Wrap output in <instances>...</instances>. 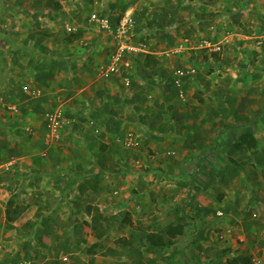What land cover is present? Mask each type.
Segmentation results:
<instances>
[{"label": "crops", "instance_id": "obj_1", "mask_svg": "<svg viewBox=\"0 0 264 264\" xmlns=\"http://www.w3.org/2000/svg\"><path fill=\"white\" fill-rule=\"evenodd\" d=\"M22 1L30 4L32 0ZM185 1L156 0L152 5L148 0H143L141 5L136 3L128 6L125 11L110 12L113 15L110 18L106 14L103 17L109 20L112 29H114L124 18L128 17L136 22L138 18L145 21L150 16L154 18L157 16L155 22H159L162 14L157 12H169L170 18H167V15L165 18L162 17L164 21L166 20L168 23L171 21L173 24L172 18L177 17L176 14L174 16V12H180L176 11L175 4L186 10L183 12H200L196 17L198 25L202 26L200 29L208 27L205 33L214 34L213 38L223 45V50L217 52V59L212 61L213 66L211 67L214 70L211 71V74L208 76L201 74L203 76L199 85L203 94L199 92L201 98L196 100L195 106L189 105L190 97L184 98L180 91H177L171 98V104L165 110L156 108L150 102L147 104L146 100L144 101L145 98H140L139 104H134L135 110L129 108L122 114L127 116V119H122L123 117H120L122 108L118 107L119 104L122 105L120 99L127 100V104L130 100L129 96L126 97L125 91L116 90V87L117 82H121L122 86H125V81L130 80L129 74L131 78L134 77L132 70L130 71L127 67L129 74L121 72L120 75L112 79L98 77L95 81V86H97L95 90L92 83H87L84 87L76 90L70 87L62 88L64 90L58 88L56 91L47 87L49 82L42 83L49 72L53 76L56 75L57 70L64 72L65 68H75L76 63L88 60L93 41L81 39L82 35H80L79 38L69 42H60L57 37V40L52 41L43 40L44 38L40 37L39 41L41 42L30 39V43L16 44L11 41L6 45H0V114H2L3 108L7 110L8 107L9 109V112L3 116L5 122L2 121V115L0 116V124L13 123V126L20 124L21 127L32 130L36 134L42 131L44 138L43 130L46 128L44 112L47 108H45V103L51 92L56 96L54 100L58 101V105L52 111L48 109V113L54 112L59 108V104L63 106L66 101L73 100L75 103L81 104L82 95L85 96V101L96 100L97 105L90 102L93 106H89L86 111L78 110L79 115L72 118L74 123L71 127L84 131V134H75L69 154L64 152L66 156L64 159L71 160L70 164L74 163L78 169V172L71 173V177H74L73 184L82 181L77 184L78 187L75 184L81 194L84 192L98 194L99 190L95 189V186H91L92 183L89 184L90 187L83 188L81 185L88 183L87 180H96V176L103 178L107 176L106 179L114 183L115 189L110 194L118 198L117 201H121L119 199H121L122 191H125L124 200L120 204L112 205L113 213L129 212L131 221L136 224L142 221L147 212L146 216L152 217L153 225L150 229H145V234L148 231H160L166 224L176 221L178 209H181V213L184 212L183 209H187L185 212L188 214V208L193 207L208 212L214 206L215 211L225 209L231 215L239 216L238 218L257 215L255 206L264 210V192L259 197L255 196L256 188L259 186L256 184V177L264 171V166H259L262 168L260 169L254 165L256 157H262L259 159L262 162L264 160V142L260 140L261 137L258 138L257 132V129L263 128V126L259 125L260 122L255 124L251 121L254 113L264 111V0H240L239 6L236 4L237 0H199L197 11L184 4ZM60 2L64 3L63 0ZM72 2L75 3V1ZM74 3L71 5L73 10ZM160 4L164 6L161 7ZM133 9H139L137 11L143 13L133 16L137 13L131 12L134 11ZM16 14L23 17L26 15L30 19L40 17L41 20L43 16L45 21L54 23L50 12L46 14L40 12L37 15V13L23 11L16 12ZM16 14H13V17L17 23H13L11 26H15L18 33H22L19 32L20 30H23V33L27 32L28 38L35 37L33 29L30 28L31 25L22 24L21 19L16 18ZM187 15H184L185 19L186 17L190 18ZM88 16L86 15L84 18L87 19ZM63 17L65 16L60 15V20L55 22L57 26L54 31L57 32L60 29L59 26L64 28L65 23L68 22ZM115 18L117 20L114 23ZM6 22L3 21V23ZM188 23L187 20L186 24ZM41 26L45 28L46 24L43 22ZM0 27L6 28L4 24H1ZM170 27L172 26L169 25L168 28ZM90 28L93 27H84L82 32L84 31L86 35L87 32H90L88 30ZM258 32L260 33L257 34ZM136 33H141V31H138L137 26H133L130 32H127L123 37L130 38L129 34L135 36ZM143 33L144 31L141 35H144ZM170 34L173 35V32L170 31ZM144 38V43L133 42L140 47L141 52L138 56L141 58L139 64L144 69L142 73L154 75L157 74V71L164 72L165 63L174 64L173 54L170 59H166L162 54V47L166 49L167 45L163 42L156 45L152 37ZM259 40L263 41L261 45L258 44ZM204 42L208 43L207 40ZM175 44L176 42L172 40L166 53L173 52L172 48L178 51L182 50L183 53H178V55L181 54V63H186L187 59L185 58L188 57L189 52L185 51L187 52L185 54L183 50L188 47L185 44H180L179 48H177L178 46L171 47ZM52 52L58 54L60 58L55 59L54 62L50 60V65L46 66L48 63L47 54ZM61 53H64L65 56H60ZM148 54L158 60L156 64L149 67L146 65V55ZM202 60L205 63L209 58L204 56ZM102 62L100 61V63ZM84 68L85 72H83L86 76H91L94 73L89 67ZM76 73L80 72L77 70ZM79 76H81L80 79ZM56 77L60 76L56 75ZM51 78L49 80L54 81V78ZM74 78L78 80L76 83L87 79L81 73L75 74ZM4 84L5 87H3ZM34 84H37L39 88L38 86L32 87L35 86ZM28 85L30 89L33 88V97L30 96L31 90L28 89ZM56 85L59 87L58 83ZM187 88L188 86L185 91L189 96ZM39 89L42 90V94L37 96V92H40ZM2 90L7 93L5 94ZM191 99L194 98L191 97ZM112 103L114 105H111ZM105 106L106 108H104ZM261 106L263 110H261ZM39 110L42 112L39 113ZM41 113L43 118L40 117ZM98 115L103 118L104 116L112 117L111 121L113 119L123 121L111 125L109 124L110 119H97ZM131 117L136 122L131 121ZM260 117H264V115ZM122 122H130L131 126L128 130L131 132L129 133H136L142 142L140 147L128 151L127 154L124 153V146L121 144L122 138L113 136L117 135L114 134L116 130L113 132L111 130V134L106 137H99L98 134H95V131L100 129L101 132H106V129L112 126L118 129ZM81 123L85 126H82ZM243 132L255 134L258 138L256 147H248L243 143L238 144L239 137ZM39 138L42 137L36 136L37 144H39ZM98 145L102 149H99ZM37 150L34 149L29 157L39 155L40 151ZM98 150H104L102 156L97 153ZM58 156L52 155L49 159L57 163L55 168L65 163ZM108 158L121 165V167L118 166L119 171H107L106 164H100L99 160H108ZM33 159L41 160V156H34ZM83 164H92L93 171H86ZM132 164L137 168L132 167ZM89 176L93 178H89ZM260 180L264 182V175H261ZM115 190L118 191L117 194H115ZM103 191H105V196L109 194V190ZM244 194H247L248 197ZM179 202L184 203L178 206ZM201 213L198 214L202 215ZM142 216L143 218H141ZM259 217L264 218V215L260 213Z\"/></svg>", "mask_w": 264, "mask_h": 264}, {"label": "rangeland", "instance_id": "obj_2", "mask_svg": "<svg viewBox=\"0 0 264 264\" xmlns=\"http://www.w3.org/2000/svg\"><path fill=\"white\" fill-rule=\"evenodd\" d=\"M63 1L64 3L62 4L60 0H46L45 2L44 0H32L29 4L27 2L24 3L22 0H0V25L4 24L7 28L0 27V45H6L7 42L11 41H14L16 44H22L23 42L30 43V39H32V41H39L40 37L44 38L43 40L49 39L52 41L58 39L60 42H69V36L72 32L70 33L65 30V27L63 28L60 26L57 32L54 31L55 26H57L55 22L60 20V15H63L65 16L63 19L78 26L74 33L80 31L82 35L81 39L93 41V47L90 50L91 55L88 60L76 63L75 68L69 69V67H67L64 72L57 70L56 75L60 76L58 78L56 75L51 76L50 72L49 74L45 71L48 74L44 77V82L42 81V83L47 84L49 82V86L47 87L52 88L53 91H56L58 88L64 90L62 88L68 89L70 87L76 90L82 88V86L84 87L87 83H92L93 89L95 90L97 87L95 86V81L100 77L99 72L100 66L103 64L102 61H108V58H110L109 56H111L117 48V46L115 47L113 45H117L116 42H118V39H114V34H112L110 30H100V26L96 23H92L93 21L90 20V15L93 12H97L101 17L106 14L110 18L113 16L110 12H121L124 4L127 3L130 6L139 3V5H141L143 0ZM72 1H75V3ZM148 1L153 5L156 0ZM72 3H74V10L71 8ZM198 3L199 0H186L184 2V4L188 5L190 9L192 8L194 11L198 9ZM208 4L207 2V5ZM236 4L239 6L241 4L240 0H237ZM159 6L162 7L164 5L160 4ZM167 6H169V4H167ZM175 7L176 11L179 10L180 12H174V16L176 14L177 17L172 18L173 24L171 21L168 23L166 20H163V17L165 18L166 15L167 18H170L171 15L169 12H157L163 16L160 17L161 20L159 22H155L157 16L155 18L150 16L148 20L143 18L145 21H141V19L138 18L136 21L137 24L133 26H137L138 31H141V33H136L135 36L129 34L130 38H128V36L121 38L122 41H128V44H133V42L144 43V37H147L146 39L152 37L156 45L163 42L167 45V48H170L169 45H171L172 40H174L176 44L171 47L178 46L177 48H179L180 44H185L188 48L183 51L185 54H187L185 51L189 52V55H187L188 57L185 58L187 59L186 63H181V54L178 55V53H183L182 50L178 51L172 48L174 49L173 52L170 51V54H167V48L164 49V47H162L163 56L166 59H170L173 54L174 57L172 58H175V61L174 64H171V62L165 63L164 68L166 69L163 68L164 72L157 71V74L154 75L142 73L144 69L142 68L143 66L139 64L141 58L138 56L141 51L131 54L125 52L123 55L124 57L122 56V61L127 60L129 65L123 66L121 72L122 74H124V72L129 74L128 68L130 71L132 70L134 77L131 78L129 74L130 80L125 81V86H122L121 82H117L116 90L125 91L126 97L128 98L129 96L130 100L127 104V100L120 99L122 105L119 104L120 106L118 105V107L122 108L120 116L123 117L122 119H127V116L122 114L129 108L135 110L134 104L138 105L140 98H145L144 101L146 100L145 103L147 104L150 102V104L156 106V108L165 110V108L171 104V98L175 96V92L177 91H180V94H182L184 98L190 97V106H195L196 100H200L201 96L199 92L203 94L199 85L201 77L203 76H201V74L203 73L208 76L211 74V71L214 70L211 67L213 66L212 61L217 59L218 53L214 51L212 46L218 43V41L216 42V38H213L212 35L214 34L205 33L208 27H204L202 30L200 29L202 26L198 25L196 19L197 14H200V12H183L184 9H182V7L176 4ZM133 10L134 11L131 12H137L133 14V16L143 13L137 11L139 9ZM23 11L37 13V15H39L38 13L40 12L45 14L50 12L54 23L45 21L43 16L41 20L40 17H37V19H30L26 15L23 17L16 14V12ZM72 12L79 13L73 14ZM13 14H16V18L21 19L23 22L22 24L31 25L30 28L33 29L32 31L35 37L28 38L29 35H26L27 32L23 33V30H20L19 32L22 33H18L15 26H11V24L17 23ZM86 15L88 16L87 19L84 18ZM122 15L124 16V14ZM184 15L189 16L191 19L188 17L185 19ZM72 17L73 19H71ZM116 20L117 18H115L114 23ZM187 20L189 22L188 24H186ZM3 21L7 22L3 23ZM43 22L46 24L45 28L41 26ZM169 25L172 27L168 28ZM87 26H92L93 28L88 29L90 32H87L85 35L82 30ZM44 29H46V31H43ZM143 31L144 35H141ZM170 31L173 32V35L170 34ZM259 33L260 32L257 34ZM9 37H11V39H9ZM205 40H207L210 45L206 44L204 42ZM207 45L210 47H207ZM60 56L65 55L61 53ZM204 56L209 58L211 62L208 60V63L206 60L204 63L202 60ZM46 58L48 60L46 66H48L51 61L54 62L55 59L60 57L58 54L52 52L48 53ZM100 61L102 63H100ZM84 67H89L94 73L91 76H86ZM178 67L186 69L194 67L197 71L193 77L189 76V78L184 80L181 90L176 88L173 82V72ZM77 70L87 79H83L81 82L79 81V83H76L78 80H75V74H80L76 73ZM117 76L118 75H114L109 78L100 77V79H112ZM51 77L54 78V81L49 80L52 79ZM80 77L81 76H79V79ZM84 81L85 83H83ZM57 83L59 87H57ZM5 86L4 84L3 87ZM37 86L36 84L32 87L36 88ZM187 86L189 96L186 95L185 91ZM29 87L28 85V89L31 90L30 96L33 97V88L30 89ZM2 91L5 94L7 93V91ZM39 91L40 92H37V96L42 94V90L39 89ZM55 97L54 93L51 92L46 98L45 108H47L44 112V121L46 125L45 130H43L44 138L42 131L36 134L34 131L32 132V130L21 127L20 124H15L14 126L13 123L0 124V264H73L74 260L78 257L84 259L86 262L88 261V264H123L124 262L131 264L135 258L128 254V249L130 247H121L120 241L123 237H130L133 235L136 236V242L133 243V246L139 247L140 244L137 241L140 237H145L144 231L152 227L153 219L151 216L147 217L146 212L144 218L143 216L141 217L143 218L142 221L137 219L139 222L136 224L134 222L125 224L121 222V219L124 218V211L116 214L117 216L119 215L118 219L115 218V214L113 213L114 210H112L111 207L113 204H120L122 200H124L125 191H122L121 199H119L121 201H117L118 198L110 194L114 191L115 186L112 181L106 179L107 176L104 178L96 176V180H87L86 182L88 183H82L81 186L83 188L84 186L90 187L89 184L92 183L91 186H95V189L97 188V190H99L98 194L90 192L81 194L77 190L76 185L78 183L80 184L82 181L73 184L74 177H71V173L78 172V169H76L77 167L74 163L70 164L71 160L67 158L64 159L66 157L64 154H69V150L73 146L71 144L75 138V134H84V131L77 130L73 126L71 127L74 123L72 118H74L73 116L79 115L78 110L86 111L89 106L97 105V101H85L86 98L82 95L81 104L78 102L75 103L73 100L66 101L63 106L59 104V107L63 110L62 118L65 121L58 132L53 135L48 131L46 117L48 109L52 111L58 105V101L55 102L54 100ZM191 97L194 99H191ZM90 102H94V104L91 105ZM111 105H114V103ZM106 106L104 108H106ZM80 107L81 109H78ZM262 108L261 106V110L264 109ZM8 110V107L7 110L3 108V112L0 116H5V114L9 112ZM42 110H39V113L42 112ZM100 115H98L97 119H110L109 124L111 125L123 121L121 119H113V121H111L112 117L109 118L108 116H104L103 118V116ZM261 115H264V111L254 113V117L251 121L255 124L260 122L259 125L261 124L263 126V128L259 127L257 132L259 134L258 138L261 137L260 140L264 142V117H260ZM69 116L72 117L70 118ZM40 117L43 118L42 113ZM4 118L5 117L2 119L3 122H5ZM131 121H134L132 117ZM82 126L85 125L82 124ZM130 126V122H122V124L118 126V129L112 126L106 129V132H101L100 129L98 132L95 131V134H98L99 137H106L111 134V130L112 132L116 130L114 134L117 135L113 136L124 138L131 132L128 130ZM134 134L136 135V133ZM36 136L42 137L38 139L39 144L36 143ZM141 143L140 146L142 145ZM99 145L98 148L102 149ZM123 146L124 153L126 154L130 150H135L126 148L125 145ZM34 149H39L40 154L34 156H41V160L33 159L34 156L29 157V154H31ZM97 153H100L99 155L102 156L104 150H98ZM52 155H59L58 158L65 163L55 168L57 163L49 160ZM260 158L262 157L255 158L257 164L255 163L254 165H256V167L264 166V160L262 162L259 160ZM99 161L101 165L106 164L107 171L115 170L114 172H117L119 171L118 166L121 167L119 163L110 160V158H108V160L104 159ZM91 165L92 164H83L82 166L86 171L92 172L93 166ZM131 166L137 168L136 165L132 164ZM261 175H264V171L256 177V184L259 185L255 192V196L257 197L261 196L264 192V182L260 180ZM92 176H89V178H93ZM105 189L109 190V194L106 196L105 191H103ZM244 196L248 197L247 194H244ZM182 203L184 202H179L178 206ZM14 206L22 207L23 213L20 218L9 226L6 222L5 211L8 207ZM89 206L91 208L90 210H88ZM254 208L257 215L253 217L248 216L246 218H238L239 216L231 215L228 213V210L225 209H219L223 212V215H218L214 206H212L208 212L207 210L200 211L193 207L191 209L188 208V214L185 212L187 209H183V213H181V209H178L179 213L177 214H179L182 219L180 228L182 233L177 235L175 243L159 251L155 255L146 251L144 255L154 257L162 264H232L234 259H237L240 263L243 262V264H245V262L246 264L248 262L250 264L257 258L264 264V218L259 217L260 213L264 215V210L258 209V206ZM241 210L243 211V209ZM98 212L103 216L99 228L105 229L107 227L109 229V233L100 239L95 236V232L91 227V222L98 216ZM200 212H202V215H199ZM176 221L171 224L174 225ZM169 224L170 223L166 224L165 227L169 226ZM203 231L205 232L203 233ZM124 252H126V254Z\"/></svg>", "mask_w": 264, "mask_h": 264}, {"label": "trees", "instance_id": "obj_3", "mask_svg": "<svg viewBox=\"0 0 264 264\" xmlns=\"http://www.w3.org/2000/svg\"><path fill=\"white\" fill-rule=\"evenodd\" d=\"M128 6L129 4L127 3L124 4V6H122V10L125 11V9ZM80 35H81L80 31L78 33L72 32L71 35L69 36V40L73 41L74 39L79 38ZM157 61L158 60L153 58L151 54L146 55V65L148 67L156 64ZM240 143L246 144L248 147H256L258 143V138L252 132H243L239 137L238 144ZM90 209L91 208L89 206L88 210ZM22 213H23V209L20 206L8 207L5 211L7 224L11 226L15 220L20 218ZM123 213H124V218L121 219L122 220L121 222L131 223L132 221L129 212H123ZM102 217H103L102 214L98 212V216L95 217L91 222V227L93 228V231L95 232V236L98 239L106 236L109 233V229L107 227L105 229L99 228ZM114 217L118 219L119 215L117 216L115 214ZM181 220H182L181 216L177 214V221L174 225L170 223L169 226L164 227L163 229L157 232L148 231L145 234V237H140L138 239L137 242H139L140 244L139 247L133 246V243L136 242L135 240L136 236L131 235L130 237H123L122 240L120 241L121 247L123 248L130 247L128 249V254L129 256L135 258L131 264H162L154 257L145 256L144 252L146 251L155 255L159 251L172 246L175 243V239L177 235L182 233V230L180 229L182 225ZM124 253L126 254V252ZM88 263H89L88 261L86 262L84 259L80 257L76 258L73 262V264H88ZM236 263L238 264L240 262L237 259H234L232 264H236ZM123 264H127V263L124 262ZM240 264H243V262ZM247 264H249V262Z\"/></svg>", "mask_w": 264, "mask_h": 264}, {"label": "built area", "instance_id": "obj_4", "mask_svg": "<svg viewBox=\"0 0 264 264\" xmlns=\"http://www.w3.org/2000/svg\"><path fill=\"white\" fill-rule=\"evenodd\" d=\"M90 20L95 22L98 26L101 28H104L106 30H110L112 34H114V39H118L117 45L114 44L116 50L112 53V55L109 58V61L106 63H103L100 66V72L99 76L102 78H109L114 75H120L121 68L123 66L129 65L128 61H122V56L125 52L128 54L136 53L140 51V47L135 44H128V41H122L121 38L123 35L127 34V32H130V30L133 28V25L135 22L132 20V18H124L123 21L119 24L118 27L112 29L109 20L106 17H101L97 12H93L90 15ZM65 30L68 32H74L77 30V26L75 24H72V22H66ZM263 43L262 40L258 41V44L261 45ZM210 45L209 43H206ZM207 47H210L208 46ZM214 51L221 52L223 50V45L221 43L214 44L213 46ZM124 57V56H123ZM196 69L194 67L192 68H183L178 67L174 70V78L173 82L176 88L181 90V87L183 86V82L186 78H189V76L193 77L196 74ZM63 110L61 107L56 109L54 112L47 113V127L48 131L51 132V134H55L58 132V130L62 127L64 123V119L62 118ZM98 132V130H97ZM49 134V133H48ZM121 143L126 146V148L129 149H136L140 147V137L135 135L134 133H128L127 136L121 139ZM118 191L115 190V194H117ZM218 215H223V212L221 210H217ZM250 264H263L260 259L253 260Z\"/></svg>", "mask_w": 264, "mask_h": 264}]
</instances>
